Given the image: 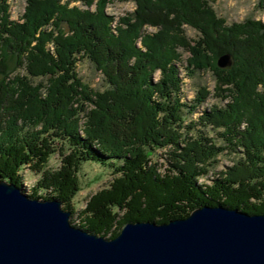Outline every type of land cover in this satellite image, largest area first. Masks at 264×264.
<instances>
[{
	"label": "trees",
	"instance_id": "1",
	"mask_svg": "<svg viewBox=\"0 0 264 264\" xmlns=\"http://www.w3.org/2000/svg\"><path fill=\"white\" fill-rule=\"evenodd\" d=\"M118 1L136 7L108 15ZM213 1L25 0L14 21L11 0H0V180L25 192L21 171L38 175L28 197L60 201L73 226L108 239L129 222L167 223L202 206L264 214V23L227 24ZM223 54L232 63L218 68ZM83 60L101 89L78 76ZM178 65L188 78L211 73L216 105H203L205 86L187 97ZM167 147L161 173L152 157ZM225 151L232 165L199 182ZM87 162L112 179L75 212Z\"/></svg>",
	"mask_w": 264,
	"mask_h": 264
},
{
	"label": "water",
	"instance_id": "2",
	"mask_svg": "<svg viewBox=\"0 0 264 264\" xmlns=\"http://www.w3.org/2000/svg\"><path fill=\"white\" fill-rule=\"evenodd\" d=\"M69 219L60 201L0 180V264H264V214L202 206L167 223L129 222L112 239Z\"/></svg>",
	"mask_w": 264,
	"mask_h": 264
},
{
	"label": "rangeland",
	"instance_id": "3",
	"mask_svg": "<svg viewBox=\"0 0 264 264\" xmlns=\"http://www.w3.org/2000/svg\"><path fill=\"white\" fill-rule=\"evenodd\" d=\"M10 4L13 5L11 12L14 11V14L22 9L23 11H25V0H14V2L11 1ZM211 6L214 13L219 18L225 20L227 24L241 23L247 18L252 20H260L264 23V0H214L213 2H211ZM135 7L136 6L133 4V1H118L114 4H108L105 8V12L112 17L118 18V16H122L129 12H132ZM17 17H20V15H17ZM114 24L115 22L112 24V27H114ZM144 30V32L147 31L149 33L155 31L154 28L150 26H145ZM184 30L188 38H196L197 31L195 29L185 27ZM188 56V53L184 52V55H182V60L185 61ZM177 68L178 71H180V74L183 76L181 78L185 83L184 90L186 91L187 97L189 99H193L195 97L198 87L205 86L210 94L203 105L207 108H210L212 105L217 104L216 98L211 96L214 87L211 73H208L203 77H201L200 74H196L191 78H188L186 72L183 70V67L178 65ZM14 73L16 74V72H13L11 73V75ZM77 73L82 82L86 83L93 90L101 89L103 87L104 83L101 78L102 76L98 74L100 72H96L94 70V67L87 60H83L77 64ZM157 75L158 74H155L154 76L155 80L156 78H158ZM38 81V79H35V82ZM228 101L229 100L227 99L224 103ZM169 150V147L164 149H157L156 154L152 157V161L157 163V167L159 169V172L161 173L164 172L165 169L169 168V161L167 160ZM233 158H235V156L232 153H226L225 151L218 157V163L216 164V166H214L211 171L209 170L208 178L205 180H199V182L203 181L209 183V180H211V178H217L218 176H220L219 173L221 171H224L226 167H230L232 165ZM58 163V154H54L50 158L48 167L55 169L58 166ZM21 173L24 178L23 186L26 189L25 194H28L29 188L35 184L39 176L26 170L21 171ZM111 179V169L95 163H83L80 166L78 172L80 190L76 193L72 200L75 212L82 210L85 207L89 197L98 190L107 187ZM74 219L77 220L76 215H74Z\"/></svg>",
	"mask_w": 264,
	"mask_h": 264
},
{
	"label": "built area",
	"instance_id": "4",
	"mask_svg": "<svg viewBox=\"0 0 264 264\" xmlns=\"http://www.w3.org/2000/svg\"><path fill=\"white\" fill-rule=\"evenodd\" d=\"M77 5L79 4V3H76ZM134 4V3H133ZM25 6V5H24ZM23 6V7H24ZM23 13H24V11H23V9L22 10H19V12H17V13H15L14 15H10V20H14V21H17V15H23ZM126 15V14H125ZM122 16H124V15H122ZM122 16H118V19L120 18V17H122ZM14 18V19H13Z\"/></svg>",
	"mask_w": 264,
	"mask_h": 264
},
{
	"label": "bare ground",
	"instance_id": "5",
	"mask_svg": "<svg viewBox=\"0 0 264 264\" xmlns=\"http://www.w3.org/2000/svg\"><path fill=\"white\" fill-rule=\"evenodd\" d=\"M11 1L14 2V0H11ZM12 8H13V5H11V10H12ZM11 10H10V14L13 15V14H14V11L11 12ZM19 18H21V15H20V17H17V20H18Z\"/></svg>",
	"mask_w": 264,
	"mask_h": 264
}]
</instances>
